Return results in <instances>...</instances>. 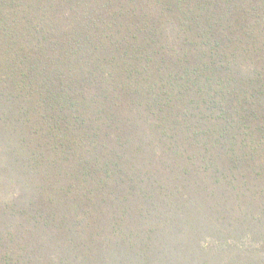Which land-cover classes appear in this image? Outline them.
Listing matches in <instances>:
<instances>
[{"label":"trees","instance_id":"obj_1","mask_svg":"<svg viewBox=\"0 0 264 264\" xmlns=\"http://www.w3.org/2000/svg\"><path fill=\"white\" fill-rule=\"evenodd\" d=\"M0 264H264V0H0Z\"/></svg>","mask_w":264,"mask_h":264}]
</instances>
